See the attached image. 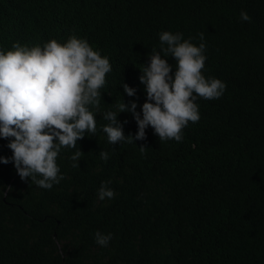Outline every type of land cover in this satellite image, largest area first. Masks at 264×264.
Instances as JSON below:
<instances>
[{
	"label": "trees",
	"instance_id": "16d2710c",
	"mask_svg": "<svg viewBox=\"0 0 264 264\" xmlns=\"http://www.w3.org/2000/svg\"><path fill=\"white\" fill-rule=\"evenodd\" d=\"M164 31L196 46L203 33L202 75L226 89L219 99L197 98L200 119L180 142L160 141L148 127L144 140L111 145L103 113L121 100L141 112L138 78ZM70 35L111 65L99 109L89 106L97 132L61 149L64 179L51 189L0 164V264H264V0H0V51ZM167 62L173 74L176 61ZM117 120L135 137L131 113ZM8 142L0 138V157L12 156ZM104 182L115 196L101 201ZM97 231L111 234L106 247Z\"/></svg>",
	"mask_w": 264,
	"mask_h": 264
},
{
	"label": "clouds",
	"instance_id": "9594fccd",
	"mask_svg": "<svg viewBox=\"0 0 264 264\" xmlns=\"http://www.w3.org/2000/svg\"><path fill=\"white\" fill-rule=\"evenodd\" d=\"M240 19L250 21L244 11ZM198 35L201 43L196 46L192 38L184 39L182 33H159L160 50H151L149 63L143 65L138 78L146 93L141 112H136L135 102L125 105L121 100L115 105L116 111L103 113L102 118L108 123L102 131L109 144L144 140L148 127L160 141L180 142L188 123L195 124L200 119L197 98L215 100L223 95L225 83L202 75L206 45L204 34ZM168 57L176 61L173 74ZM110 71L109 59L75 35L63 44L51 40L29 48L15 43L12 50L0 51V138L9 140L7 147L12 152L10 158L0 157V164L13 163L22 181L30 179L43 189H51L64 179L58 175V154L62 148H76L85 134H96V115L89 106L99 109V90ZM122 88L128 97L136 93L127 84L122 83ZM122 112L133 116L137 125L135 137H125L123 125L117 120ZM145 150L140 147L141 152ZM82 155L77 150L70 157L74 168ZM100 158L106 161L108 153L101 151ZM108 183H102L98 190L101 201L115 196ZM94 235L95 242L102 247L112 238L110 233L99 231Z\"/></svg>",
	"mask_w": 264,
	"mask_h": 264
}]
</instances>
